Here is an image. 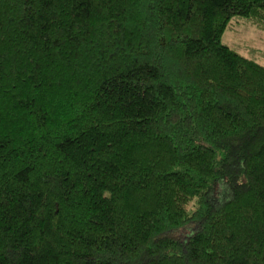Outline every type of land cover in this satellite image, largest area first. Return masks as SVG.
Instances as JSON below:
<instances>
[{"label":"trees","instance_id":"obj_1","mask_svg":"<svg viewBox=\"0 0 264 264\" xmlns=\"http://www.w3.org/2000/svg\"><path fill=\"white\" fill-rule=\"evenodd\" d=\"M233 18L264 0H0V264H264Z\"/></svg>","mask_w":264,"mask_h":264},{"label":"rangeland","instance_id":"obj_2","mask_svg":"<svg viewBox=\"0 0 264 264\" xmlns=\"http://www.w3.org/2000/svg\"><path fill=\"white\" fill-rule=\"evenodd\" d=\"M221 42L264 66V29L253 21L233 18L223 32Z\"/></svg>","mask_w":264,"mask_h":264}]
</instances>
